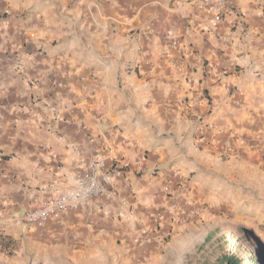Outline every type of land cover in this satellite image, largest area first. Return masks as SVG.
Instances as JSON below:
<instances>
[{"label": "crops", "instance_id": "crops-1", "mask_svg": "<svg viewBox=\"0 0 264 264\" xmlns=\"http://www.w3.org/2000/svg\"><path fill=\"white\" fill-rule=\"evenodd\" d=\"M225 1L217 18L197 0H0L3 239L159 264L212 219L264 223V0ZM95 161L124 203L22 222Z\"/></svg>", "mask_w": 264, "mask_h": 264}, {"label": "rangeland", "instance_id": "rangeland-1", "mask_svg": "<svg viewBox=\"0 0 264 264\" xmlns=\"http://www.w3.org/2000/svg\"><path fill=\"white\" fill-rule=\"evenodd\" d=\"M212 220L204 226V233H187L189 237L182 248L169 253L159 264H222L229 255L235 256L239 264H264V223L245 227L228 219ZM38 252L20 239L5 240L0 236V264H75L60 247L45 256Z\"/></svg>", "mask_w": 264, "mask_h": 264}, {"label": "built area", "instance_id": "built-area-1", "mask_svg": "<svg viewBox=\"0 0 264 264\" xmlns=\"http://www.w3.org/2000/svg\"><path fill=\"white\" fill-rule=\"evenodd\" d=\"M197 1L217 18L227 6L225 0ZM103 168L102 162H92L89 171L78 177L71 188L50 196L36 209L27 211L21 218L22 222L34 228H41L50 219H56L70 210H76L87 202L98 199L109 192L113 199L124 203L120 193L115 190L110 191L113 177H116L117 173L102 174L100 171Z\"/></svg>", "mask_w": 264, "mask_h": 264}, {"label": "trees", "instance_id": "trees-1", "mask_svg": "<svg viewBox=\"0 0 264 264\" xmlns=\"http://www.w3.org/2000/svg\"><path fill=\"white\" fill-rule=\"evenodd\" d=\"M222 264H239V260L235 256H225L222 259Z\"/></svg>", "mask_w": 264, "mask_h": 264}]
</instances>
